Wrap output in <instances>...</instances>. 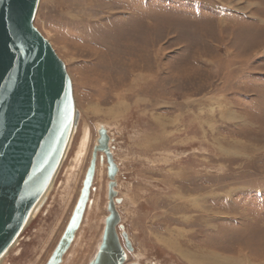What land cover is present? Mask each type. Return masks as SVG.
I'll return each mask as SVG.
<instances>
[{
	"label": "rangeland",
	"instance_id": "rangeland-1",
	"mask_svg": "<svg viewBox=\"0 0 264 264\" xmlns=\"http://www.w3.org/2000/svg\"><path fill=\"white\" fill-rule=\"evenodd\" d=\"M35 26L67 67L77 124L50 192L2 264L48 263L101 127L119 167L126 263L200 264L195 252H214L264 264V0H40ZM109 182L100 154L61 264L94 259Z\"/></svg>",
	"mask_w": 264,
	"mask_h": 264
},
{
	"label": "water",
	"instance_id": "water-1",
	"mask_svg": "<svg viewBox=\"0 0 264 264\" xmlns=\"http://www.w3.org/2000/svg\"><path fill=\"white\" fill-rule=\"evenodd\" d=\"M40 0H0V259L25 229L54 179L74 128L77 111L67 67L35 26ZM110 135L99 130L81 195L66 231L47 264H61L80 228L100 154L108 163L109 191L105 229L90 264H125L117 229L116 177L119 167ZM101 162L104 156H101ZM126 248L132 243L123 234ZM135 264V263H133Z\"/></svg>",
	"mask_w": 264,
	"mask_h": 264
},
{
	"label": "bare ground",
	"instance_id": "bare-ground-1",
	"mask_svg": "<svg viewBox=\"0 0 264 264\" xmlns=\"http://www.w3.org/2000/svg\"><path fill=\"white\" fill-rule=\"evenodd\" d=\"M227 114V113H226ZM229 118H231L232 119V116H229ZM233 118L234 119H236L234 116H233ZM229 120V119H228ZM73 134V133H72ZM70 142V141H69ZM83 143H84V140H83ZM85 144V143H84ZM69 145V144H68ZM97 145H98V142H97ZM95 148V147H94ZM67 150H68V148H67ZM67 150H66V152H65V154H64V157H63V160H64V158H65V156H66V153H67ZM104 155V154H103ZM102 156V155H101ZM106 157V156H105ZM63 160H62V162H63ZM101 162V161H100ZM104 162V161H103ZM103 162H101V163H103ZM62 164V163H61ZM108 164V163H107ZM60 167H61V165H60ZM60 169V168H59ZM59 169H58V171H59ZM58 171H57V173H58ZM57 173H56V175H55V177H54V179L52 180V182H51V184H50V186H49V188H48V190L46 191V193H45V195L42 197V199L40 200V202L38 203V205L36 206V209L34 210V212L32 213V215H31V217H30V220H29V222L27 223V225H26V227L29 225V223H30V221L34 218V216H35V214H36V212H37V210L40 208V206H41V204L43 203V201L45 200V198H46V196L48 195V193L50 192V190H51V187L53 186V183H54V180H55V178H56V176H57ZM86 177V176H85ZM109 178V177H108ZM81 195V194H80ZM84 217H85V215H84ZM107 219V218H106ZM105 223H106V220H105ZM25 227V228H26ZM104 229H105V227H104ZM24 231V230H23ZM77 233V232H76ZM104 233V232H103ZM117 233H118V231H117ZM22 234V233H21ZM118 236H119V234H118ZM20 237V236H19ZM19 237L17 238V240L14 242V244L12 245V247L11 248H13V247H16L17 246V244L19 243ZM102 237H103V235H102ZM62 239V238H61ZM76 239V237L74 238V240ZM61 241V240H60ZM121 241V240H120ZM74 242V241H73ZM101 242H102V240H101ZM101 242H100V244H101ZM60 243V242H59ZM73 244V243H72ZM100 244H99V246H98V250H99V247H100ZM122 244V243H121ZM124 244V243H123ZM59 245V244H58ZM125 245V244H124ZM72 246V245H71ZM123 246V245H122ZM125 247V246H124ZM123 247V248H124ZM10 248V249H11ZM126 248V247H125ZM124 248V249H125ZM10 249L8 250V252L5 254V256L2 258V259H0V264H2L3 263V260L7 257V255H8V253H9V251H10ZM56 250V249H55ZM98 250H97V252H98ZM127 250V249H126ZM125 250V251H126ZM54 253V252H53ZM97 254V253H96ZM195 254L199 257V259H200V264H204L206 261H207V263L209 262V263H211V264H240L237 260H228V259H223L222 257H220V256H218L217 255V253L215 254L214 252H212L211 254H207V253H196L195 252ZM53 255V254H52ZM66 255V254H65ZM126 255L128 256V254H127V252H126ZM222 255V254H221ZM96 256V255H95ZM224 257V256H223ZM227 257V256H226ZM95 258V257H94ZM128 258V257H127ZM229 258V257H228ZM225 260H227V261H225ZM63 261H64V258H63ZM62 261V262H63ZM126 261H127V259H126ZM250 263V262H249ZM126 264V263H125ZM193 264V263H192ZM241 264H243V263H241Z\"/></svg>",
	"mask_w": 264,
	"mask_h": 264
},
{
	"label": "flooded vegetation",
	"instance_id": "flooded-vegetation-1",
	"mask_svg": "<svg viewBox=\"0 0 264 264\" xmlns=\"http://www.w3.org/2000/svg\"><path fill=\"white\" fill-rule=\"evenodd\" d=\"M127 249V248H126ZM128 257V256H127ZM126 264H133V263H126ZM135 264H137V263H135Z\"/></svg>",
	"mask_w": 264,
	"mask_h": 264
},
{
	"label": "crops",
	"instance_id": "crops-1",
	"mask_svg": "<svg viewBox=\"0 0 264 264\" xmlns=\"http://www.w3.org/2000/svg\"><path fill=\"white\" fill-rule=\"evenodd\" d=\"M4 260H5V259H4ZM4 260H3V261H4Z\"/></svg>",
	"mask_w": 264,
	"mask_h": 264
}]
</instances>
